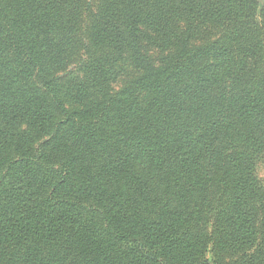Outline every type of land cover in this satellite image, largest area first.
Listing matches in <instances>:
<instances>
[{
  "label": "trees",
  "instance_id": "16d2710c",
  "mask_svg": "<svg viewBox=\"0 0 264 264\" xmlns=\"http://www.w3.org/2000/svg\"><path fill=\"white\" fill-rule=\"evenodd\" d=\"M263 0H0V264H264Z\"/></svg>",
  "mask_w": 264,
  "mask_h": 264
},
{
  "label": "rangeland",
  "instance_id": "374dc122",
  "mask_svg": "<svg viewBox=\"0 0 264 264\" xmlns=\"http://www.w3.org/2000/svg\"><path fill=\"white\" fill-rule=\"evenodd\" d=\"M264 2V0H263ZM257 174H258V177L261 181V183L264 185V164H259L258 166V169H257Z\"/></svg>",
  "mask_w": 264,
  "mask_h": 264
}]
</instances>
